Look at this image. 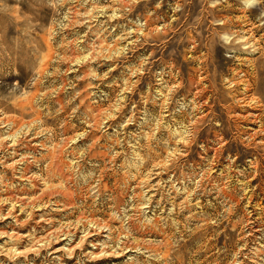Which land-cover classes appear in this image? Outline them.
<instances>
[{
    "label": "rangeland",
    "instance_id": "obj_1",
    "mask_svg": "<svg viewBox=\"0 0 264 264\" xmlns=\"http://www.w3.org/2000/svg\"><path fill=\"white\" fill-rule=\"evenodd\" d=\"M0 264H264V0H0Z\"/></svg>",
    "mask_w": 264,
    "mask_h": 264
}]
</instances>
